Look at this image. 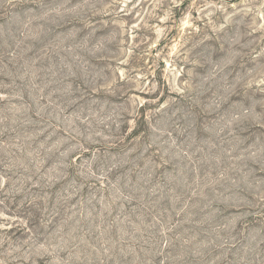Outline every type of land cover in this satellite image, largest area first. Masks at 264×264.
I'll return each mask as SVG.
<instances>
[{"label":"rangeland","instance_id":"obj_1","mask_svg":"<svg viewBox=\"0 0 264 264\" xmlns=\"http://www.w3.org/2000/svg\"><path fill=\"white\" fill-rule=\"evenodd\" d=\"M0 264H264V0H0Z\"/></svg>","mask_w":264,"mask_h":264}]
</instances>
